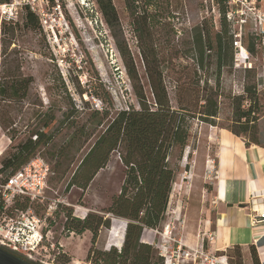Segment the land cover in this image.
Segmentation results:
<instances>
[{
  "label": "rangeland",
  "instance_id": "obj_1",
  "mask_svg": "<svg viewBox=\"0 0 264 264\" xmlns=\"http://www.w3.org/2000/svg\"><path fill=\"white\" fill-rule=\"evenodd\" d=\"M111 2L117 14V21L113 26L107 24L95 1V6L85 11L62 5L63 17L59 24L53 22L56 36L48 26H43L50 23L49 17L58 21L60 16L57 10L53 11L49 7L41 21L39 19L41 32L30 30L16 40L17 54L22 60L21 70L24 74L32 75L34 82L22 104L7 106L3 110L14 117V124L8 128L0 124V161L11 155L18 143L31 136L41 114L55 115L54 122L48 128L52 141L49 145L38 148L32 156L41 157L50 167L47 187L43 200L30 205L37 216L46 218L43 231L51 230L47 239L44 237L49 247L39 257L55 264H73L72 257H78L80 262H76L77 264H84L81 260L86 259L87 247L91 244V238L87 234H77L64 227L66 209L71 210L73 217L80 219L88 213L103 215L111 198L119 193L124 179L125 168L118 153L113 151L106 165L96 172L86 189L81 190L75 186L66 188L80 158L103 129L102 125L96 123L98 114L95 111L102 112L104 108L112 106L119 110L127 108L130 103L137 105L123 60L117 50L118 42L126 43L144 89L151 99L135 38L136 22L133 21L125 0ZM144 2L145 0H138L136 5L140 12L145 9L151 16L150 27L154 31L157 48L161 51L167 50L171 27L174 34L170 38H174L181 49L188 45L193 27H200L213 37L220 30L223 9L231 30L240 34L243 47L254 44V53L246 50L245 61L244 55H236L238 49L232 44L233 65L224 67L218 79L219 95L215 96L219 108L217 117L203 121L199 116H189L186 119V145L181 152L176 146L169 153L168 162L175 175L168 210L156 232L153 229L146 230L143 240H165L167 245H175L173 239L181 238L184 232H190V227L201 217L202 209L211 203L208 181L213 176V169L208 163H213L210 156L213 155L215 146L211 126L233 125L232 97L242 94L247 85L251 90H254L255 85V93L259 99L254 105V109L258 110V114H255L258 116L255 135L260 145L264 146V21L259 22V17L264 15V0H152L148 5ZM1 5L3 3L0 2V7ZM15 6L12 11L14 14V11L19 13L18 19H21L22 9L18 4ZM210 55L209 62L212 63L214 51ZM226 59H229V54ZM190 63L191 60L177 58L165 64L163 69L168 96L174 108H177L175 85L179 84V72ZM249 67L252 68L251 72L245 71ZM209 68L208 72L197 70L193 80L195 85L200 88L215 87L213 64H209ZM244 105H247V101H244ZM63 112L71 115L68 120H63ZM107 216L111 223L108 228L101 227L98 230L94 243L97 248L120 245L125 221L111 214ZM121 225L122 231H119L118 227ZM109 229L116 236L114 240ZM164 232L165 238L162 236ZM217 253L225 254L229 264H252L249 247L240 250L231 247ZM154 256L158 260L159 256L155 252Z\"/></svg>",
  "mask_w": 264,
  "mask_h": 264
},
{
  "label": "trees",
  "instance_id": "obj_2",
  "mask_svg": "<svg viewBox=\"0 0 264 264\" xmlns=\"http://www.w3.org/2000/svg\"><path fill=\"white\" fill-rule=\"evenodd\" d=\"M94 1L99 5L107 24L113 26L117 21V14L111 0ZM0 2L8 4L10 0ZM136 2L138 0H125L133 21L136 22L135 38L151 99L144 89L126 43L118 42L117 50L123 60L137 105L130 103L127 108L119 110L112 106L109 109L104 108L102 112L95 111L98 114L96 123L102 125L103 129L82 155L66 184V188L75 186L81 190L86 189L96 172L106 165L113 151L118 153L125 168L120 191L111 198L109 206L103 210V215L88 213L80 219L73 217L71 210L66 209L63 225L68 231L72 230L77 234L86 230L91 232V244L85 259L90 264H163L161 257L154 259L156 250L149 242L143 240L142 235L146 229H157L168 210L175 175L168 162L169 153L176 146L181 152L186 145V119L189 116H199L203 121L217 117L219 108L215 96L219 95L218 79L224 67L233 65L232 44L235 32L229 27L224 9L221 11L220 30L213 37L202 28L193 27L190 30L188 45L181 49L174 38H170L174 34L171 27V34L167 31V34H170L167 50L161 51L157 48L154 31L150 27L151 16L145 9L140 12ZM151 3L152 0L144 2L145 5ZM21 9V19H18L19 13L17 18H6L0 14V124L4 128L14 124V117L4 113V108L22 104L34 82L32 75L24 74L21 70L22 60L17 54L16 40L18 36L30 30L41 32V25L38 16L28 5H23ZM245 49L254 53V44L246 45ZM211 51H214L212 63L209 62ZM177 58L191 60V63L179 72V84L175 85L177 108H174L168 96L163 69L165 64ZM209 64H213L216 85L200 88L193 80L198 69L208 72ZM251 70L249 67L245 71ZM253 89L247 85L242 94L232 97L234 121L233 125L225 128L243 137L247 144L260 145L255 135L258 119L255 114H258V110L254 109L259 99L255 93V85ZM244 101H247V105H244ZM62 116L63 120H68L71 115L63 112ZM37 120L31 136L18 143L11 155L1 159L0 172L5 176L25 164L38 148L49 145L52 141L48 128L54 122L55 115L43 113ZM31 204L27 198L14 202V206L20 209H26ZM107 214L126 221L123 243L119 249L113 245L107 249L94 246L98 230L110 226L111 220L109 216L106 217ZM233 247L237 250L241 248L238 245ZM249 250L252 264H260L255 246L249 245ZM21 258L31 264H38L22 256Z\"/></svg>",
  "mask_w": 264,
  "mask_h": 264
},
{
  "label": "crops",
  "instance_id": "obj_3",
  "mask_svg": "<svg viewBox=\"0 0 264 264\" xmlns=\"http://www.w3.org/2000/svg\"><path fill=\"white\" fill-rule=\"evenodd\" d=\"M210 131L215 142L210 156L213 163H208L213 169L208 181L211 203L202 209L190 232L182 233L181 240L187 245H202L209 252H221L235 245L241 248L254 245L260 264H264V224L252 222L254 211L264 210V146L247 144L243 137L225 127L211 126ZM118 229L122 231V225ZM124 231L125 226L118 249L122 246ZM83 233L91 238L90 231ZM208 233L214 234L211 242L206 239ZM110 236L113 240L116 238L113 233ZM72 260L73 264L80 262L78 257Z\"/></svg>",
  "mask_w": 264,
  "mask_h": 264
},
{
  "label": "built area",
  "instance_id": "obj_4",
  "mask_svg": "<svg viewBox=\"0 0 264 264\" xmlns=\"http://www.w3.org/2000/svg\"><path fill=\"white\" fill-rule=\"evenodd\" d=\"M212 1V0H210ZM229 0H226V2ZM16 4L22 7L28 5L29 8L38 16L41 21L49 7L53 11L57 10L58 21L49 17V24H43L50 29L56 36L53 27L55 23L59 24L63 17L61 6L66 8L70 6L85 11L95 6L94 0H13L0 7V14L6 18H16L13 13ZM214 10V7H212ZM53 19V20H52ZM264 21V15L259 17V22ZM233 45L238 52L236 55H244L243 60L247 59V51L240 41V34L234 33ZM50 167L48 163L39 156L30 158L25 164L21 165L15 171L5 176L0 172V247L6 251L22 256L38 264H55L53 261L47 262L39 257L42 251H47L48 244L45 243L51 230L44 232L46 218L37 216L32 208L20 209L14 206L18 199L27 198L30 203L41 202L43 194L47 187ZM253 224H264V210L254 211ZM155 232L157 229H153ZM166 232L162 234L165 238ZM214 238L213 233H208L206 239L211 242ZM150 243L156 250V254L163 259V264H229L225 254L209 252L202 245H187L181 238L173 239L175 245H167V241Z\"/></svg>",
  "mask_w": 264,
  "mask_h": 264
},
{
  "label": "water",
  "instance_id": "obj_5",
  "mask_svg": "<svg viewBox=\"0 0 264 264\" xmlns=\"http://www.w3.org/2000/svg\"><path fill=\"white\" fill-rule=\"evenodd\" d=\"M113 246L117 247L116 244ZM0 264H31L18 255L12 254L0 247Z\"/></svg>",
  "mask_w": 264,
  "mask_h": 264
}]
</instances>
